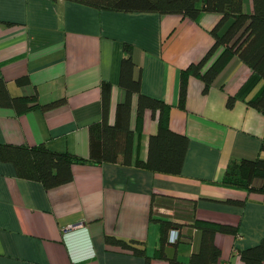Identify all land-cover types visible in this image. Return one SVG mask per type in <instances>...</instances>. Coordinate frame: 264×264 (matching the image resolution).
<instances>
[{
    "label": "crops",
    "instance_id": "crops-1",
    "mask_svg": "<svg viewBox=\"0 0 264 264\" xmlns=\"http://www.w3.org/2000/svg\"><path fill=\"white\" fill-rule=\"evenodd\" d=\"M219 19L114 13L62 0H0V78L10 94L35 89L40 104L66 100L21 116L0 108V144H44L52 152L88 159V128L101 120L102 82L112 84L109 122H114L125 43L135 49L142 93L170 105V129L189 139L179 176L119 164H76L72 181L51 190L18 178L14 166L0 159V264H168L154 256L160 238L154 220L183 225L169 233L167 251L187 260L197 241L194 219L238 226L239 237L218 234L215 244L221 264H242L238 253L264 238L263 197L221 181L230 161L264 158V114L247 105L264 82L233 58L207 94L202 82L190 78L186 107H178L180 72L211 47L210 30ZM25 76L31 85L18 87L16 80ZM135 116L134 96L132 129ZM156 129L147 112L134 157L147 158ZM161 198L168 201L159 203ZM105 236L142 242L149 261L106 245Z\"/></svg>",
    "mask_w": 264,
    "mask_h": 264
},
{
    "label": "trees",
    "instance_id": "trees-1",
    "mask_svg": "<svg viewBox=\"0 0 264 264\" xmlns=\"http://www.w3.org/2000/svg\"><path fill=\"white\" fill-rule=\"evenodd\" d=\"M58 2L60 0H52ZM98 11L114 13H153L161 16L178 15L199 22L203 14H216L219 21L210 30L213 39L211 47L203 57L189 64L180 72L178 107H186L188 82L198 79L203 84L202 93L207 94L218 75L233 58H238L264 82V0H62ZM134 47L123 44L120 64L119 88L121 99L116 105L113 124L109 122L112 84L100 85L101 120L88 128L89 157L82 159L68 153L52 152L44 144L36 146H13L0 144V159L11 163L20 179L41 183L45 190H51L72 181L71 168L76 164H119L125 167L179 176L182 173L189 139L170 129L171 106L164 101L146 96L141 90V70L134 61ZM20 88L31 85L27 76L16 80ZM136 97V116L134 129L130 126L132 99ZM66 102L59 99L40 104L38 93L13 96L6 82L0 78V108L11 109L18 116L35 110L54 109ZM235 99L230 96L227 107L232 108ZM247 105L264 114V84L257 94L247 101ZM149 112L156 121V133L148 141L147 158L134 157L135 141L143 131L144 117ZM264 153V144L260 150ZM221 185L248 193L262 195L264 203V158H244L228 163ZM168 201L159 199V203ZM156 196H152V205ZM226 203L244 206L243 201ZM159 224V249L154 256L164 259L168 264H221L220 249L215 244L218 234L239 237L235 225L214 221L194 219L191 227L196 231L197 241L194 251L187 260H180L176 253L169 254L168 235L172 230L179 231L183 225L170 220H154ZM108 246L131 251L137 256L149 258L144 244L134 240H124L105 236ZM177 242L172 245L175 248ZM242 264H264V238L252 248L238 253Z\"/></svg>",
    "mask_w": 264,
    "mask_h": 264
},
{
    "label": "built area",
    "instance_id": "built-area-1",
    "mask_svg": "<svg viewBox=\"0 0 264 264\" xmlns=\"http://www.w3.org/2000/svg\"><path fill=\"white\" fill-rule=\"evenodd\" d=\"M72 227H73V226H72ZM72 227L70 226V229H71ZM175 234H176V236H177V232H175ZM176 239H177V237H176L174 240H172V242H175Z\"/></svg>",
    "mask_w": 264,
    "mask_h": 264
}]
</instances>
